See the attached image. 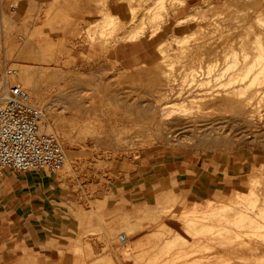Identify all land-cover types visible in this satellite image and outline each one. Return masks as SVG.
<instances>
[{"label": "rangeland", "instance_id": "obj_1", "mask_svg": "<svg viewBox=\"0 0 264 264\" xmlns=\"http://www.w3.org/2000/svg\"><path fill=\"white\" fill-rule=\"evenodd\" d=\"M263 47L264 0H0V98L67 156L0 264H264Z\"/></svg>", "mask_w": 264, "mask_h": 264}, {"label": "built area", "instance_id": "obj_2", "mask_svg": "<svg viewBox=\"0 0 264 264\" xmlns=\"http://www.w3.org/2000/svg\"><path fill=\"white\" fill-rule=\"evenodd\" d=\"M17 74L15 69L5 71L0 98V182L7 171L56 175L67 164L59 139L41 131L42 111L21 85L10 83Z\"/></svg>", "mask_w": 264, "mask_h": 264}, {"label": "crops", "instance_id": "obj_3", "mask_svg": "<svg viewBox=\"0 0 264 264\" xmlns=\"http://www.w3.org/2000/svg\"><path fill=\"white\" fill-rule=\"evenodd\" d=\"M51 188L46 174L7 171L0 182V220L4 216H16L22 222L37 219L44 213Z\"/></svg>", "mask_w": 264, "mask_h": 264}, {"label": "bare ground", "instance_id": "obj_4", "mask_svg": "<svg viewBox=\"0 0 264 264\" xmlns=\"http://www.w3.org/2000/svg\"><path fill=\"white\" fill-rule=\"evenodd\" d=\"M164 1H165V0H164ZM162 2H163V0H162ZM229 3H230V2H229ZM158 4H160V3H157V5H158ZM159 7H160V6H159ZM161 7H162V6H161ZM157 8H158V7H157ZM153 9H154V8H153ZM250 12H251V11H250ZM259 17H260V16H259ZM259 17H257V18H259ZM262 21H263V20H262ZM262 25H263V24H262ZM151 31H152V30H151ZM136 33H137V32H136ZM134 34H135V33H134ZM139 34H140V33H139ZM254 34H255V33H254ZM256 34H258V33H256ZM137 35H138V34H137ZM138 36H139V35H138ZM132 37H133V36H132ZM259 37H260V35H259ZM247 38H248V37H247ZM257 39H258V37H257ZM261 40H262V39H261ZM257 41H258V40H257ZM257 41H256V42H257ZM258 42H259V41H258ZM258 42H257V43H258ZM242 43H243V42H242ZM242 43H241V44H242ZM255 44H256V43H255ZM259 44H260V43H259ZM259 44H256V45L258 46ZM262 44H263V43H262ZM260 45H261V44H260ZM182 46H183V45H182ZM196 46H197V45H196ZM198 46H199V45H198ZM241 46H242V45H241ZM260 47H261V46H260ZM183 48H184V47H183ZM230 48H231V47H230ZM232 48H233V47H232ZM244 48H245V47H244ZM261 48H262V47H261ZM261 48H259V50H258V58H257L256 60H257V62H260V61H261V62L263 63V62H264V61H263V60H264V47H263V49H261ZM182 51H183V50H182ZM240 51H241V50H240ZM185 52H186V51H185ZM187 52H188V51H187ZM236 52H237V51H236ZM234 53H235V52H234ZM241 53H242V52H241ZM243 53H245V52H243ZM204 54H205V53H204ZM235 54H236V53H235ZM236 55H237V54H236ZM245 55H246V54H245ZM223 56H224V55H223ZM243 58H244V57H243ZM245 58L248 59V57H245ZM167 59H168V58H167ZM227 59H228V58H227ZM232 59H233V58H232ZM232 59H230L229 61H231ZM236 59H237V58H236ZM247 59H246V60H247ZM224 61H225V59H224ZM254 61H255V60H254ZM164 62H165V61H164ZM227 62H228V61H227ZM230 63H231V62H230ZM243 63H245V62H243ZM262 63H261V64H262ZM200 64H201V63H200ZM253 64H254V63H253ZM232 65H233V64H232ZM254 65H255V64H254ZM254 65H252V66H254ZM256 65H258V63H257ZM259 65H260V63H259ZM223 66H224V65H223ZM237 66H238V65H237ZM252 66H251V67H252ZM261 66H263V65H261ZM254 67L256 68V66H254ZM258 67H260V66H258ZM209 68L212 69V66L209 67ZM216 68H217V67H216ZM222 68H223V67H222ZM248 68L250 69V67H248ZM252 68H253V67H252ZM263 68H264V67H263ZM263 68H262V69H263ZM228 69H229V68H228ZM233 69H234V68H233ZM233 69H232V70H233ZM249 69H248V70H249ZM250 70H251V71H252V70L255 71L256 69L254 70V68H253V69H250ZM250 70H249V71H250ZM263 70H264V69H263ZM263 70H262V71H263ZM228 71H229V70H228ZM249 71H248V72H249ZM185 72H186V71H185ZM209 72H210V71H209ZM249 73H251V72H249ZM187 74H188V73H187ZM202 74H203V73H202ZM210 74H211V73H210ZM223 74H225V73L223 72ZM223 74H222V75H223ZM241 74H242V73H241ZM246 74H247V73H246ZM246 74H245V72H244V78H245V75H246ZM252 74H253V73H252ZM257 74H259V73H257ZM212 75H213V74H212ZM169 76H170V75H169ZM195 76H196V75H195ZM199 76H200V75H199ZM223 76H224V75H223ZM235 76H236V75H235ZM242 76H243V75H242ZM247 76H248V78H249V76H251V75H250V74H247ZM240 77H241V76H240ZM255 77H256V76H255ZM255 77H254V78H255ZM211 78H212V77H211ZM219 78H220V77H219ZM221 78H222V77H221ZM229 78H230V77H229ZM234 79H235V78H234ZM194 80H195V79H194ZM207 80H208V79H207ZM237 80H239V79H237ZM242 80H243V79H242ZM192 81H193V80H192ZM209 81H210V80H209ZM229 81H230V80H229ZM245 81H246V79H245ZM245 81H242V82H245ZM263 81H264V80H263ZM205 82H206V81H205ZM238 82H239V81H238ZM253 82H254V81H253ZM193 83H195V82L193 81ZM202 83H203V82H202ZM232 83H233V82H232ZM234 83H235V82H234ZM237 84H238V83H237ZM171 87H172V86H171ZM253 87H254V86H253ZM244 89H245V88H244ZM171 90H172V89H171ZM171 92H172V91H171ZM164 96H165V95H164ZM231 96H232V95H231ZM243 96H244V95H243ZM179 97H180V95H179ZM236 97H237V96H236ZM164 101H165V100H164ZM194 101H195V100H194ZM250 101H251V100H250ZM181 103H182V102H181ZM170 107H171V106H170ZM166 108H167V107H166ZM168 108H169V107H168ZM172 108H173V107H172ZM166 110H167V109H166ZM171 111H172V110H171ZM172 113H173V112H172ZM187 113H188V112H187ZM166 115H167V114H166ZM187 115H188V114H187ZM168 116H169V115H168ZM254 181H255V180H254ZM254 183H255V182H254ZM250 191H251V190H250ZM257 198H258V196H257ZM210 206H211V205H210ZM237 206H238V205H237ZM241 206H243V205H241ZM244 207H245V206H244ZM249 207H250V206H249ZM212 208H213V207H212ZM230 208H231V207H230ZM226 210H227V208H226ZM235 211H236V210H235ZM207 212H208V211H207ZM220 212H221V211H220ZM222 212H223V211H222ZM233 212H234V211H233ZM214 213H215V212H214ZM218 213H219V212H218ZM237 213H238V212H237ZM237 215H239V214H237ZM205 217H206V216H205ZM213 218H214V217H213ZM246 218H247V217H246ZM235 219H236V217H235ZM228 220H229V219H227V222H228ZM239 221H240V220H239ZM245 222H246V221H245ZM254 222H255V221H254ZM256 222H257V221H256ZM247 223H248V222H247ZM257 223H258V222H257ZM225 224H226V222H225ZM228 224H229V223H228ZM254 224H255V223H254ZM233 225H234V224H233ZM238 225H239V224H238ZM227 226H228V225H227ZM248 226H249V225H248ZM255 226H256V225H255ZM238 228H239V227H238ZM189 229H190V228H189ZM218 229H219V228H218ZM247 229H248V228H247ZM191 230H192V229H191ZM212 230H213V229H212ZM212 230H211V231H212ZM189 231H190V230H189ZM201 231H202V230H201ZM231 231H232V230H231ZM133 232H134V231H133ZM213 232H214V231H213ZM225 232H226V231H225ZM223 233H224V232H223ZM207 234H208V233H207ZM212 234H213V233H212ZM226 234H227V233H225V235H226ZM229 234H230V233H229ZM233 234H234V233H233ZM188 235H189V233H188ZM190 235H192V234H190ZM241 235H242V234H241ZM233 236L236 237L235 235H233ZM233 236H232V237H233ZM238 236H239V235H238ZM245 236H246V235H245ZM120 239H121V238H120ZM122 239H123V238H122ZM122 239H121V240H122ZM126 239L128 240V235H125V239H123V240H126ZM226 239H227V238H226ZM233 239H234V238H233ZM233 239H232V240H233ZM236 239H237V238H236ZM240 239H241V237H240ZM240 239H239V240H240ZM257 239H258V238H257ZM234 241H235V239L233 240V242H234ZM227 242H228V241H227ZM248 244H249V243H248ZM157 245H158V244H157ZM206 245H207V244H206ZM251 245H252V244H251ZM201 248H202V247H201ZM212 248H213V247H212ZM220 248H221V250H224V251H228V250H229L228 248H224V246H223V247H220ZM239 248H240V247H239ZM257 249H258V248H257ZM170 250H171V249H170ZM174 250H175V249H174ZM174 250H173V251H174ZM214 250H215V249H214ZM232 250H233V249H232ZM168 251H169V250H168ZM175 253H176V252H175ZM224 253H226V252H224ZM227 253L230 254V250H229ZM182 254H183V253H182ZM201 254H202V253H201ZM215 254H222V252H219V253H218V252H215ZM166 255H167V254H166ZM193 255H194V254H193ZM161 256H162V255H161ZM209 256H210V255H209ZM181 258H182V257H181ZM214 258H216V257H214ZM209 259H211V257H210ZM217 259H218V257H217ZM137 260H138V259H137ZM160 260H161V259H160ZM219 260H221V259H219ZM222 260H223V259H222ZM179 261H180V260H179ZM252 261H253V260H252ZM254 261H255V259H254ZM200 262H201V260H200ZM150 263H151V262H150ZM195 263H197L196 260H195ZM198 263H199V260H198ZM78 264H79V263H78Z\"/></svg>", "mask_w": 264, "mask_h": 264}]
</instances>
